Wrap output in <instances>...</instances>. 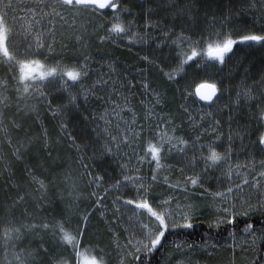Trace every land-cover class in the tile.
<instances>
[{
    "label": "trees",
    "instance_id": "16d2710c",
    "mask_svg": "<svg viewBox=\"0 0 264 264\" xmlns=\"http://www.w3.org/2000/svg\"><path fill=\"white\" fill-rule=\"evenodd\" d=\"M254 1L118 0L126 10L121 12L120 22L130 25L129 34L121 36L108 35L117 22L111 9L93 12L74 7L62 13L66 15L53 17V38L46 42L52 51L45 48V55H17L16 61L39 60L44 67L37 74L56 67L57 61L67 67L79 62L88 75L69 91L61 87V81L48 77L39 83L28 80L29 91L25 93L19 83L20 64L4 63L0 54V264H76L74 254L69 259L71 246L63 244L58 233L44 229L45 224L51 229L57 222H66L69 232L82 230L72 234L80 240V251L86 256L99 259L102 255L104 264H115L128 240L126 214L136 208L127 201L143 202L146 198L161 214L163 207L157 205L168 196L188 195L197 200L199 193L234 187L233 182L218 184L221 180L217 181L213 169L232 156L226 148L229 133L248 134L250 141L264 134V120L259 119L264 113V97L260 96L264 83H257L264 80V45H235L223 66L205 57L190 62L191 66L186 65L178 74L176 70L181 50L190 54V47H194L184 38L197 40L203 35L206 45L239 39L238 35L229 36L233 29L244 30L240 35L264 34V20L256 22L251 10L247 11ZM86 11L88 19H83ZM7 28L10 44L16 46L9 47L10 53L23 52L28 44H20L16 30ZM209 31L223 35L209 41ZM99 79L108 81L107 87L97 88L86 99L84 91ZM201 81L215 83L220 93L229 88L232 97L241 86L251 96L256 93V101L250 100L249 106L241 102L234 108L232 100L222 101V97L219 101L228 102L216 110L218 99L209 105L195 98L194 87ZM70 93L78 95L75 103L69 102ZM245 98L240 101L246 103ZM149 109H153L150 117ZM105 112L109 113L106 118ZM133 114L134 130L140 136L128 145L109 143L118 132V139H123L124 121L132 120ZM158 131L166 133L168 141L159 170L154 161L149 163L150 156L144 162L139 159L149 140H160ZM181 138L188 141L183 153L199 156L193 145L201 142L225 159L218 167L209 168L201 160L190 166L183 162L178 148L169 150ZM244 169L242 177L233 180H250L251 171ZM154 173L156 180L152 179ZM193 178L199 183L191 184ZM41 180L43 188L36 182ZM139 210V215L158 225L147 209ZM209 222L206 216H196L190 221L191 228H170L161 246L152 252L146 248L133 253L129 264H227L222 258L199 253H183L179 259L169 255L204 245L219 246L256 232L261 237L248 264H264V212L235 214L215 225ZM248 224L253 229L245 232ZM87 249L93 251L88 253Z\"/></svg>",
    "mask_w": 264,
    "mask_h": 264
},
{
    "label": "rangeland",
    "instance_id": "374dc122",
    "mask_svg": "<svg viewBox=\"0 0 264 264\" xmlns=\"http://www.w3.org/2000/svg\"><path fill=\"white\" fill-rule=\"evenodd\" d=\"M254 3L255 4H251L252 8L250 6L247 8V11L251 10L252 14H254L252 19H255L256 22L264 20V3L262 0H255ZM257 3L260 6H258ZM6 5L10 6L6 7ZM74 7L75 6L70 7L64 5L61 1L57 0H0V17H5L6 14L5 24L16 30L21 41L20 44H23V42L26 44L32 42L34 45L38 38L42 39L45 43L51 41L53 34H51L50 20L56 16L66 15L62 13L70 12L74 10ZM87 13L86 11L85 15H83V19H88ZM67 17H73V15ZM47 26H50L48 28L49 30L45 31ZM262 81L264 80L261 79L257 83L260 84ZM236 88L235 96L232 97L230 96V89L224 87L222 93L218 95V101L222 97V101L224 98H227V100H232V105L236 108V106H238L236 102L237 93H249V90H244L245 88L243 89L241 86H237ZM255 95L256 93H253L251 99L246 97V103L243 100L239 101V103L244 102L243 105L247 104V106H249L250 104L248 103L250 100L251 102L256 101ZM219 102H216L215 105L216 110L220 111V108H224L228 101ZM207 108L209 109V105ZM203 114L205 113H202L201 116H203ZM210 117L211 116H209V118ZM202 127L204 128V126H199V128ZM248 138V134L238 135L234 132L231 134L229 133L227 140L228 146L226 148L232 156L228 158L222 166H215L218 168L213 169L214 176L218 178L217 181L221 180L218 184L233 182V188H235L236 185L241 184L244 180L241 178L242 172L245 170L244 167L248 168L252 173V177L249 180V185L243 188V195L241 196L237 191H233L227 197L216 196V193H199V196H196L197 200L190 198L188 195H182V198L168 196V199L164 201L169 200L171 197V202L170 204L164 205L161 210V214L165 215L166 223L169 222V219H174L181 224L185 222L180 216H171L172 213H180L182 215L188 214V222L196 216H206L210 221L209 223L215 225L223 223L235 214L247 213L249 215L264 212V180L259 181V191L253 188V184H256L257 180H259L258 174L264 172V168L260 167V165L264 163V150H262V146L259 144V139L250 141ZM216 140L219 139H213V141ZM201 145L205 144L197 142L194 145V147H197L196 152H198L199 156L195 157L190 153H183V162L189 163L190 166H194V161L198 162L201 160V162H204L203 159L200 158L201 153L207 156L209 154L208 147L201 148ZM187 152H189V149ZM238 175L241 177L233 180V178ZM225 192H227V190L219 193ZM205 198L210 200L206 201ZM165 209L167 211H165ZM225 209L229 211L225 212ZM139 213L140 210L135 208L130 209L126 214L128 240L123 247L125 251L122 252L115 264H129V260L132 258L133 253L145 250V245H149L151 239L155 238L157 228L155 222L149 217L143 218ZM144 225H148V227L143 228ZM260 234V232L251 233L244 239L231 240L219 246L204 245L198 250L184 249L177 252L173 251L169 256L170 259L174 256H177L176 258L179 259L181 258L180 254L183 253L189 255L199 253L214 258H222L228 262L227 264H248L249 259L255 254L261 237Z\"/></svg>",
    "mask_w": 264,
    "mask_h": 264
},
{
    "label": "snow or ice",
    "instance_id": "6c2138e0",
    "mask_svg": "<svg viewBox=\"0 0 264 264\" xmlns=\"http://www.w3.org/2000/svg\"><path fill=\"white\" fill-rule=\"evenodd\" d=\"M61 2L64 5L67 6H75L80 7L84 9H91L93 12H98L100 10H107L111 9L113 10V19L116 20V23H113L111 27L108 29V35L115 36H121V35H128L129 34V27H125L122 22H120V15L121 12L126 11L125 9H122L119 6L118 0H61ZM10 5H6L8 7ZM5 17H0V54H2V57L4 58V63H9L10 65H15V63L20 64L21 74L19 77V83L23 84V91L27 93L29 91V85L27 84L28 80H32L35 82H42L46 78L51 77L53 79L61 81V87L69 91L72 87H75L78 83L82 82L84 77L88 75L87 68L84 65H80L79 62H77L75 65L71 67L65 66L61 61H57L56 67L47 69L46 71H40L37 74L38 69H42L44 66L41 64L39 60H23V61H16V56L21 55L24 57L28 56H34V55H45L44 49L47 48L49 52L52 51V45L46 44L42 39L38 38L35 41V44L33 45L32 42H28V46L24 48L23 52H16L15 54L10 53L9 47H16L15 45H11V35L10 30L7 28L5 24ZM240 31L244 30H236L233 29L232 32L229 33V36L232 35H238L239 39L233 40L231 38L223 40V43H212L208 42L205 45V38L203 35L197 40H191L189 38H184V40L189 43L190 45H194V47H190L189 51L190 54H188V51L181 50L179 54V58L181 60L179 68L176 70L177 74L181 71H183L184 67L191 66V63H196L199 60H202L203 58L207 57L209 61H219L220 65L223 66L226 60V57L229 56L230 53L233 52L234 46L237 44H260L264 45V34H256L248 33L244 35H240ZM222 33H213L212 31L208 32V40L211 41L213 39V36H215L216 40H220ZM103 39V37H102ZM197 49H200L199 51ZM186 57V58H185ZM87 58H85V64H86ZM191 62V63H190ZM29 65H32V67H29ZM27 69V72L25 71ZM14 71V67L12 68ZM222 70V68H221ZM169 75V78H172V73L167 74ZM65 77L67 79H65ZM69 81L71 83H69ZM6 85V81H3ZM261 83H264L262 81ZM108 81H105L103 79L97 80L93 85L89 86V88L84 91V96L87 99L88 94L90 92H94L97 90V88H104L107 87ZM147 87V86H146ZM201 89H206V92H202ZM220 89H218L217 85L215 83H201L196 86V92L195 95L199 97L201 101L214 103L215 99H218V92ZM242 96L248 97L251 99L250 93L247 92H238L237 93V104L240 101V98ZM261 97H264V92L260 93ZM215 98V99H214ZM78 99V95H72L70 93V103H75ZM122 111V110H121ZM153 109H149V117L151 116ZM113 112H115V108H113ZM116 115L119 116L120 113L116 112ZM109 116V113L105 112V118ZM122 119V117H121ZM261 120H264V113L261 114L260 118ZM126 127L125 131L123 132L122 136L123 139H118V136L120 133L118 132L117 136H113L108 141L111 144H117L119 146L120 144L128 145L130 144L136 137L140 136L139 131H135V114H133V118L130 121H124ZM157 135L160 137V140L158 142H153L149 140L147 142V147L143 150V155L139 157L140 162H144L149 156L150 160L149 163L155 162L156 169L159 170L161 168V158L163 155V152L165 150V145L168 143L164 139L166 133L157 132ZM259 144L262 146V150H264V134H262L259 138ZM194 146V145H193ZM188 147V141L184 139H180L178 141V144L171 145V148L169 150H176L177 148L181 153L185 151V149ZM208 147V155L204 156L201 153V159L204 160L207 167H215L218 166L219 162L223 161L225 159L224 156H222L220 153H218L215 148H213L211 145H201V148ZM108 152H111V148L107 149ZM136 153L134 152V155ZM260 167L264 168V163L260 165ZM29 172L31 173V169H29ZM259 180H257L256 184H253V188L259 191V181L264 180V172H261L258 174ZM35 179V178H34ZM100 179V178H97ZM126 180L132 181V178L125 177ZM153 180L157 179L156 174H153L152 177ZM40 184V187H44V182L36 181ZM119 183V182H117ZM199 183L198 178L191 179V184L196 185ZM250 183L249 180L245 179L241 182V184L236 185L235 188H229L227 192L225 193H216V196L219 197H227L229 196L233 191H237L240 193V195H243V188L248 186ZM174 187V186H173ZM143 191H147V189H143ZM171 197L169 200L164 201L163 204L157 205V207H163L164 205L170 204ZM128 204H134L137 209H147L150 213L151 217H155V220L158 221V225L156 228V234L155 238L151 239L150 241V247L148 245H145L147 250L149 252H152L153 250L157 249L158 246L162 245V238L165 237L166 232L171 228H191L192 224L188 222L189 215L188 214H180V213H172L171 216H180V218L184 219L185 222L183 224L178 223L174 219H169V222H165V215L158 214L156 211L152 209V207L149 205L147 199H143V202H135V201H127ZM165 211H167L165 209ZM228 209H225V212H228ZM247 213H245L246 215ZM87 217H85V220ZM228 223H232L231 220L228 221ZM148 225H144L143 228H147ZM142 228V230H143ZM45 230H51L53 234H59L60 241L63 244L70 245L71 246V253H69V259H71L72 255H75L76 258V264H81V261L83 264H104V257L101 255L99 256V259L96 256H86L84 253L80 251V240L76 238L75 235L72 234V232H79L82 231L81 229H73L72 232H69L66 230V222H57L54 224L51 229H49V225H44ZM253 229L252 224H248L244 231L248 232L249 230ZM88 253H91L93 249H87ZM60 264H66L65 261H60Z\"/></svg>",
    "mask_w": 264,
    "mask_h": 264
},
{
    "label": "water",
    "instance_id": "95a60500",
    "mask_svg": "<svg viewBox=\"0 0 264 264\" xmlns=\"http://www.w3.org/2000/svg\"><path fill=\"white\" fill-rule=\"evenodd\" d=\"M202 83H205V82H202ZM207 83H208V82H207ZM200 84H201V83H200ZM201 91H202V92H206L207 90H206V89H201ZM195 92H196V88L194 89V94H195ZM195 97H196L199 101H201L197 95H195ZM201 102H203V103H209V102H204V101H201Z\"/></svg>",
    "mask_w": 264,
    "mask_h": 264
}]
</instances>
